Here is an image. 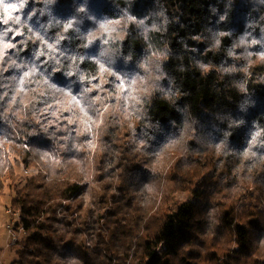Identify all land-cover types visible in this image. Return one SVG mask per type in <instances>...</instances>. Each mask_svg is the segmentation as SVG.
I'll use <instances>...</instances> for the list:
<instances>
[{
	"label": "clouds",
	"instance_id": "clouds-1",
	"mask_svg": "<svg viewBox=\"0 0 264 264\" xmlns=\"http://www.w3.org/2000/svg\"><path fill=\"white\" fill-rule=\"evenodd\" d=\"M8 4L19 7L10 22L3 17ZM166 4L167 0H0V21L8 24L0 28V145L28 137L31 158L41 163L49 179L59 178L57 168L67 172L77 166L89 181L97 137L105 152V173L111 176L120 158L115 146L118 132L127 127L129 153L144 157L147 164L176 151L184 154L178 168L186 170L196 165L197 154L212 153L222 157L218 168L227 162L232 169L219 184L224 187L228 181L230 195L252 182L264 189V74L253 76L255 87L248 75L255 60L264 63V0H209L199 25L206 44L197 48L219 53V69L212 75L207 73L211 58L193 51L187 38L192 25L168 47L170 29L187 22L170 13ZM12 31L23 37V47L10 43ZM225 34L231 39L222 46ZM29 41L34 47L22 56ZM10 47L15 52L8 53ZM237 47L243 50L239 56ZM42 56L48 57L43 71L38 64ZM9 70L12 74L5 77ZM185 78H206L212 100L197 108ZM228 94L234 99L227 101ZM154 101L168 105L171 114L153 117ZM133 121L140 122L139 128ZM108 129L110 139L105 140ZM3 157L0 151V171L8 164ZM165 180L154 167L137 166L125 173L126 185L145 209L158 202L156 194ZM245 210L239 202L238 211ZM217 216L207 207L206 231L215 230ZM251 243L264 249V219L253 222ZM59 244L58 239L64 264H79L77 253Z\"/></svg>",
	"mask_w": 264,
	"mask_h": 264
},
{
	"label": "trees",
	"instance_id": "trees-1",
	"mask_svg": "<svg viewBox=\"0 0 264 264\" xmlns=\"http://www.w3.org/2000/svg\"><path fill=\"white\" fill-rule=\"evenodd\" d=\"M208 2L209 0H167L168 11L187 22L181 24L179 29H170L167 40L168 47L172 48L177 38L188 30L189 25H192L191 31H187V38L191 42L193 51L211 58L207 73L212 75L219 69V65L216 64L219 53L214 55L211 50L200 52L197 48L206 44L199 25L203 22L202 17ZM11 5L14 4H8L6 7ZM12 33L9 32V39ZM22 39L23 37L19 41ZM230 39L231 37L225 34L222 46ZM16 47L23 46L18 43ZM33 47V43L29 41L28 47L20 54L27 56ZM15 50L14 48L9 53ZM242 51L237 47V56ZM42 58L43 56L38 61L41 71L47 65ZM168 60H171V57H168ZM11 74L12 70H9L4 76L8 77ZM256 74H264V63L258 60L250 66L248 73L249 82L253 87L256 86L253 82V76ZM56 75L59 76L60 72L58 71ZM214 79L216 83H223L219 77ZM184 84L188 87V95L192 97L197 108L201 103L212 100L206 78L191 80L185 78ZM193 89L195 91H192ZM3 91L4 89L0 88V92ZM225 91L230 93V89ZM180 98H185V93L182 92ZM7 99L8 96L5 97V100ZM225 99L231 101L234 95L228 94ZM215 103H219V99ZM154 104L155 107L151 109L153 117L159 116L163 119L171 114L172 109L165 103L154 101ZM207 110H212L211 104L208 105ZM137 123L139 128L140 122ZM110 131L111 129L106 130L105 135ZM191 139L189 137V142ZM30 148L28 137L23 140L10 139L0 145V151L4 153L3 158L8 161L7 167L0 171V196L8 180V186L13 193L11 205L20 212L19 224L25 230V236L15 246L10 247V251L16 254L12 264H64L63 257L57 251L58 239L59 248L77 253L79 264H264V249H256L251 243L253 222L264 219V189L255 182L247 184L253 185L254 188H245L241 191L245 199L243 203L246 208L254 209L253 214H247L246 210L241 214L238 209H230L231 213L226 212L223 219L225 233L222 235L217 233L210 238L205 237L202 245L197 242L200 229H203L201 202L213 200L212 188L217 189L222 177V170L217 167L218 161L222 159L220 156L206 152L203 156L197 154L194 157L197 163L191 168L190 175L200 177V180L206 181L203 187H209V191L202 190L204 195L201 198L199 195L191 201L181 203L176 211L160 210L161 214L158 217L153 215V212L148 213L146 209H131L124 203H118L115 209L120 220L117 226L120 225V228L117 232H112L111 238L106 242H102L98 237L86 242L80 238L83 230L71 228L69 223H63L58 219L59 214L65 211L75 212L72 204H77L83 195V176L77 166H72L67 172L57 168L59 178L53 176L49 179L41 163L31 158L32 153L28 150ZM183 155L182 153V157ZM27 170L31 174L23 178ZM128 170L129 168L125 167L119 175L122 184L119 186L120 190L125 184V173ZM126 192L123 190V194ZM129 199L126 202H129ZM113 200L116 202L117 198ZM59 224L61 227L58 226ZM225 235H229L230 239L234 238V245L236 244L237 248L234 250L227 248ZM163 246L164 250L161 251Z\"/></svg>",
	"mask_w": 264,
	"mask_h": 264
},
{
	"label": "rangeland",
	"instance_id": "rangeland-1",
	"mask_svg": "<svg viewBox=\"0 0 264 264\" xmlns=\"http://www.w3.org/2000/svg\"><path fill=\"white\" fill-rule=\"evenodd\" d=\"M18 12L19 7L14 4L3 10V17L10 22L11 19L18 14ZM7 27L8 24L0 21V28ZM12 32L13 33L11 34L9 41L11 44L17 46L22 36L14 34V31ZM12 49L14 48H8V53ZM57 55H59V49L57 51ZM42 61L47 63L48 57L43 56ZM104 86L110 87L109 84H105ZM68 115L69 113L65 111L64 116ZM62 123L66 124L67 121L64 120ZM133 126L138 128L137 121H133ZM72 127H75V125H72ZM99 127H103V123H101ZM129 136L130 133L127 127L118 132V139L116 140L115 146L119 149L120 158L115 161L114 165L110 169L113 173L111 176H108L105 173L103 167L105 152L103 151V146L99 142L101 137H97V143L94 145L92 149V156L90 157V183L89 181L83 179L82 183L84 184V188L81 200L77 204H72V209H75V212L69 213L65 211V213L59 214L58 219H60V221H63V223L66 224L69 223L71 228L76 227L83 230L81 232V240H85L87 242L96 237H98V239L102 242L109 240L112 232H117L120 228V225L117 226V223H120V220L118 214L116 213L117 209H115L118 203H124L125 206H129L131 209H145L141 205L140 201L136 200V192L134 189L129 188L126 183L123 184L122 190L119 189V186L122 185L119 175L125 167L129 169L137 166L154 167L158 172L166 177L161 191L156 194L158 202L146 208L148 213L153 212V215L157 217L161 214L160 210L176 211L181 203L191 201L199 195L201 198L204 195L202 190L209 191L208 186L203 187L206 181L200 180V177H193L190 175L191 168L186 170L178 168L177 165L182 158L181 152L173 151L170 157L161 156V158L153 164H147L144 157L139 155L134 157L129 153ZM103 139L108 140L110 137L109 135H104ZM220 169L222 170V177L226 174L229 176L232 175V169L227 162L221 165ZM30 174L31 172L27 170L25 174H23V178ZM8 185L9 182L6 180V188L0 196V256H2V258H0V264L13 263L16 259V254L10 251V247L15 246L19 240L25 236V231L19 232L20 239L16 244L11 245L8 226L18 230V227H21V225L19 224L20 221L16 216L7 213L9 209L18 213V210L11 205L13 193ZM228 185L229 182L225 181L224 187H219L218 185L217 189L212 188V191L214 192L213 200L211 202H201V223L203 229H200L199 236L197 237L199 245L203 244L205 237L210 238L217 233L219 235L225 233L223 231V219L226 212H230V209H238L239 202L245 200L241 193L242 190L236 192L234 195H230ZM246 188L252 189L254 186L246 185ZM123 190L127 191L126 194H123ZM119 195H121V197H119ZM115 198H117L116 202L113 200ZM128 198H130L129 202H126ZM207 207H211L214 213H218L215 221L216 228L213 231H206L204 227ZM252 210L254 209L248 207L246 208V213L253 214ZM220 225H222V228H220ZM58 226L61 227V224ZM224 240L227 248H232L233 250L237 248L236 244L234 245V238L230 239L229 235H225ZM163 250L164 246L161 251Z\"/></svg>",
	"mask_w": 264,
	"mask_h": 264
},
{
	"label": "built area",
	"instance_id": "built-area-1",
	"mask_svg": "<svg viewBox=\"0 0 264 264\" xmlns=\"http://www.w3.org/2000/svg\"><path fill=\"white\" fill-rule=\"evenodd\" d=\"M7 213H9V214H12V215H14V216H16L18 219H19V221H20V212L18 211V213H16V212H13L11 209H9L8 211H7ZM14 226H16V225H14ZM8 231H9V235H10V238H11V245H14V244H16L17 242H18V240L20 239L19 238V232H22V231H25L24 230V227H18V230H16V229H14L13 227H11V226H8Z\"/></svg>",
	"mask_w": 264,
	"mask_h": 264
}]
</instances>
